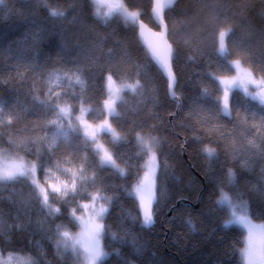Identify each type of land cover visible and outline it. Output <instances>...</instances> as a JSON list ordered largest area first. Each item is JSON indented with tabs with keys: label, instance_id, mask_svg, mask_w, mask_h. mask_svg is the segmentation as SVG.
<instances>
[{
	"label": "trees",
	"instance_id": "trees-1",
	"mask_svg": "<svg viewBox=\"0 0 264 264\" xmlns=\"http://www.w3.org/2000/svg\"><path fill=\"white\" fill-rule=\"evenodd\" d=\"M122 2L158 31L151 0ZM50 10L65 15L53 17ZM164 22L180 105L138 40L136 22L118 16L102 21L90 0L0 3V150L34 162L44 188L45 168L60 171L57 163L74 170L83 164L87 175L75 196H49V204L59 209L56 215H49L27 178L0 181V255H18L28 264H75L57 245V225L61 231L77 230L73 209L76 216L82 214L78 205L99 192L111 198L103 220L107 256L100 264H241L243 231L233 224L225 227L229 212L218 200L224 192L246 202L252 218L264 225V106L233 89L223 113L216 78L232 76L231 63L239 61L264 80V0H177ZM227 28V55L220 56L218 33ZM109 74L121 85L138 83L115 104L119 115L110 116L121 139L101 134L123 175L101 167L92 143L77 130L56 137L50 151L55 111L41 103L55 101L72 112L85 107L88 120L100 123L106 117ZM63 76H78L83 86L62 90ZM137 135L152 142L156 160L150 225L143 223L132 193L150 155ZM206 147L215 150L211 158Z\"/></svg>",
	"mask_w": 264,
	"mask_h": 264
},
{
	"label": "snow or ice",
	"instance_id": "snow-or-ice-1",
	"mask_svg": "<svg viewBox=\"0 0 264 264\" xmlns=\"http://www.w3.org/2000/svg\"><path fill=\"white\" fill-rule=\"evenodd\" d=\"M41 3L46 4V0H40ZM175 0H155V6L153 7V12L158 19V22L161 26L166 27L164 24V12L165 9L171 8L174 4ZM0 3H3V0H0ZM112 8V11L121 12L124 14L126 20H131L135 22L137 16L140 14L138 12H129L127 8H125L123 5H116L114 7L109 6ZM50 15L53 17H63L65 15L64 11L62 10H50ZM140 27L143 28L144 25L140 24ZM231 33V28H227L226 30H220L218 33V44L219 47L216 48L217 54L220 56H226L227 50L225 47V37ZM216 43V40L214 39V45ZM157 59H159L157 57ZM161 64L163 67L167 68V61H161ZM235 66L237 69H239V61L235 62ZM71 79V78H69ZM107 79L110 81L112 79V75L109 74ZM76 83H79L83 86V81L80 80V78L76 77ZM223 83V81H221ZM239 81L233 80L232 84L239 86ZM249 84H256L255 81L249 80ZM258 88L261 89L260 92L253 94L248 91V88L245 87L244 91L246 94L250 95L253 100H258L259 103L264 106V80L260 82V84L256 85ZM136 86L134 85H128L125 84L121 89H117V99H119L118 93L124 89H129L131 91H135ZM38 99V98H37ZM57 100L61 99L59 95L56 97ZM220 97H216V101L219 104ZM51 100V98H50ZM41 103H48V106L52 108L56 112V119L50 121V124L54 126L57 129V132L54 135V138L52 140V143L48 145L49 150L53 149L56 144V137L61 135H66L63 131V126L61 122V117L68 115L69 110L65 108H60L59 105L55 101L51 102H45L41 101ZM116 103V100H112L111 103L109 101H105V106L108 108L109 113L112 115H119L115 112L114 105ZM228 103H229V97L227 89L225 90L224 97H223V108L221 109L225 113H227L228 109ZM83 112L84 110L81 109ZM80 119L79 117L77 118ZM10 122V121H9ZM261 123L264 124V117H262ZM79 128V125H78ZM73 129V130H78ZM101 131L110 132L111 129L107 125L101 128ZM90 142L92 144L96 143V134L93 133L90 138ZM88 139H86V143L88 142ZM114 140L121 139L120 137L113 136ZM137 139L143 143V147L146 153H151V145L147 142H144L142 140V137L137 135ZM96 153L99 154V149H95ZM204 152L207 154L209 158H211L215 154V150L211 148H205ZM37 158L39 159V149L36 150ZM154 158V157H153ZM36 164H32L29 162L28 164L24 163H15L13 162L11 165H6L2 170H0V181H14L21 177H26L32 179V184L35 188L34 194L36 195L37 199L40 201L43 207L49 209V215H56L59 212V209H54L51 204H49V196L55 195V194H61L63 196H66L68 194H72L75 196L78 193V183L83 182L87 179L85 172H84V165L81 164V167L78 172L72 171L71 168H64L60 169L59 164L57 163L55 167L62 171V173L67 177L65 182L62 184L61 187H55V186H49L51 188V192H49L48 189L44 187H40L38 182L33 179L34 172L36 169ZM100 166H109L117 168V170L120 172V174H124L123 170L119 169V167L115 164V161L113 160L112 156L105 152L103 156L100 157ZM41 167H44L43 164H41ZM51 171L50 168H45V176H48V173ZM233 173L231 170H229V177H232ZM143 183V182H141ZM139 190V189H138ZM91 200L93 202L92 206L89 205H78V208L82 209H89L93 215L89 218L88 221H84L81 219V217L76 216V209H73L71 213V217L73 221H79L82 227V232L79 237H72L70 233L66 230L61 231L62 225H57V233L59 237L64 241L65 246L68 245V241H72L71 247L73 251H77L78 248L83 249V258L86 261V264H98L99 261H101L102 258L107 256V253H105L101 246H100V238L104 233L105 226L102 221L105 217V215L108 212V208L104 205H101L98 209L95 207V204L98 200H103L106 204L111 203V198L106 197L103 195H91ZM227 201L231 205V200L227 196V194L222 193V201ZM141 206H143V201H141ZM234 207H238L234 206ZM143 222L145 225H150L153 222L152 218V212L150 209V206L148 209H144L143 211ZM233 219L228 220L225 223V227H228L230 224L236 223L242 225L244 228L248 230V236H247V244L246 247L241 250L242 257L244 260H246L247 264H264V241H261V243L258 245L256 243V240L254 238L255 230L257 229V226L252 224L251 221L247 218V215H237L235 211L232 212ZM260 228L264 230V225H261ZM12 258V254L9 253L8 259L0 258V264H9V261Z\"/></svg>",
	"mask_w": 264,
	"mask_h": 264
},
{
	"label": "rangeland",
	"instance_id": "rangeland-1",
	"mask_svg": "<svg viewBox=\"0 0 264 264\" xmlns=\"http://www.w3.org/2000/svg\"><path fill=\"white\" fill-rule=\"evenodd\" d=\"M90 1L92 2L93 7H94V15L97 18L101 19L102 21H107L114 16H118V17H121L123 20H125L127 23H134L131 20H126L124 14H122L121 12L112 11V8L109 6L114 7L116 5L110 4L108 2V0H90ZM117 1H118L117 5H123L124 6L122 0H117ZM128 11L134 12V11H130V10H128ZM136 20H137V18H136ZM136 20H135V22H136ZM218 47H219V44H218ZM235 62L236 61H233L231 63V66L234 70V73L232 76L226 77V78H216V80H217V82L221 88V97H220L221 98L220 99L221 109L223 108V97H224V93H225L226 89L228 92V97H229L230 92L233 89H237V90L242 91L250 99H252V97L245 93L244 88L247 87L248 91L253 93V94H256L257 91L260 89L256 85L260 84L262 79L256 78L253 75H251L247 69H245L241 66V64H239L240 67H239V69H237L235 66ZM107 77L108 76H106V78H105V87H106L107 92H108L106 100L109 101V103H111L112 100H116V103H117L122 98V93L125 90H129V89H124V90L120 91L118 93L120 98L117 99L116 90L121 89L123 87V85H125V84L121 85L113 79H111L109 81L107 79ZM69 78H71V79H69ZM233 80L239 81L240 82L239 86L233 85L232 84ZM249 80L255 81L256 84H249L248 83ZM221 81H223V83H221ZM58 84H57V86H58ZM78 85H79V83H76V78H74V77L63 76L60 78V87L62 88V90H67L70 92V91H73L74 88H76ZM132 85L137 87L138 83H133ZM57 86H56V84L52 86V91H54V95H56V96L59 94V92L56 90ZM262 87H264V86H262ZM129 91H131V90H129ZM256 101H258V100H256ZM59 107L69 110L68 115L61 117L63 131L65 134H67L68 129H77L78 125H79V128L77 131L80 134H82V136H84V138H86V137L90 138L93 133L96 134V143L92 144V146H93L94 151L97 148L99 149V154H97L99 165H100V157L103 156L105 154V152H107L108 154H110L112 156L110 150L103 143V141L101 139V134H107L112 140H114L113 139L114 135L117 137H119V135L111 127L110 116L112 114L109 113L108 108L105 106V102H104V112L106 114V117L100 123H92L88 120V118H87L88 109L85 107L81 108L84 110L83 112L81 111V109L79 110V112H74V111L72 112V109L68 105L59 106ZM114 108H115V105H114ZM222 112L225 113L224 111H222ZM227 112H228V109H227ZM78 117L80 118L79 120L77 119ZM56 118L57 117H56V112H55V113L51 114L50 121H52ZM105 125L110 127V129H111L110 132L101 131V128L104 127ZM52 127L57 132V129L54 126H52ZM61 136H65V135H61ZM88 140L90 141V139H88ZM144 142H147L148 144H150L151 149H152L153 144L151 141H144ZM153 154H154V150H153V153L151 152L149 157H148V160H147V163L145 165V169H144L143 175L139 181V184L137 186H135V188L132 191L133 195L136 197L138 204L140 206L142 221L144 219V217H143L144 209H148L150 206V209L152 211V206H153V203L155 201V178H156V173H155L156 162L155 161L156 160L153 158L154 157ZM13 162L28 164L30 161H27L22 157H13V156L7 154L6 152L0 150V170H2L6 165H11ZM31 163L35 164L34 162H31ZM104 167H109V166H104ZM109 168L117 170V168H114V167H109ZM72 171L78 172L79 170L72 169ZM86 177H87V175H86ZM27 179L32 183V179H30V178H27ZM33 179H35L37 181L36 169L34 172ZM44 179H45V188L48 189L49 192H51V188L49 187L50 185L55 186V187H61L62 184L67 179V177L62 173V171H57V172L50 171L48 173V176L47 177L45 176ZM141 182H143V183H141ZM38 184L40 185V187H43L39 182H38ZM80 185H81V182L78 183L77 187L79 188ZM98 194L101 195V193H99V192H96L92 195H98ZM224 194H226V193H224ZM55 195L63 197V195H61L59 193L55 194ZM229 199L231 200V205L227 201L221 202L222 201V194H221V196L218 200V203H219V205L225 207L228 210L229 220L233 219V217H232L233 211H235L237 215H247V218L251 221V223L257 226V229L255 230V233H254V238L256 240V243L259 245L261 243V241H264V230H262L260 228V226L263 225V223L257 222L252 218L246 202H244V201H240V202L239 201H233L230 197H229ZM141 201H143V206H141ZM92 204H93V202H92L91 196H90V200L85 205H89L91 207ZM101 205H104L107 208L109 206V204H106L103 200H98L95 204V207L98 209ZM237 205H238V207H234ZM92 215H93V213L89 209H84L82 214L78 215V217H81V219L84 221H88ZM103 220L100 222L103 223ZM73 222L75 224H77L76 225L77 230H75V231L68 230V232L70 233V235L72 237L76 238V237L80 236V234L82 232V227H81V224L79 221H73ZM233 225L240 227L243 231V234H244L243 247H242V249H243L246 247V244H247L248 230L240 224L233 223ZM64 230L65 229H63L62 231H64ZM102 237H103V235L100 238L101 248H102ZM71 243H72V241H68L69 246L66 247L64 241L59 237L57 245L62 251L69 253V255L75 261V264H86V261L84 260L83 254H82L83 249L78 248L77 251H73L72 247L70 246ZM102 250H103V248H102ZM8 256H9V254L5 255V256L0 255V258L8 259ZM240 259H241V264H247L246 260H244L242 257L241 251H240ZM100 262L101 261H99L98 264H100ZM9 264H28V262L26 259H24L18 255L12 254V258L9 261Z\"/></svg>",
	"mask_w": 264,
	"mask_h": 264
},
{
	"label": "water",
	"instance_id": "water-1",
	"mask_svg": "<svg viewBox=\"0 0 264 264\" xmlns=\"http://www.w3.org/2000/svg\"><path fill=\"white\" fill-rule=\"evenodd\" d=\"M108 1L112 5H117L118 3L117 0H108ZM151 1H152L151 15L155 24L158 26L159 29L158 31L150 29L141 20H137L135 23L137 29V37L140 43L142 44V46L144 47V49L146 50V52L148 53L151 61L156 65V67L160 70V72L168 82L169 96L173 100H175L178 103V105H180L179 99H177V97H175L173 93L176 81L171 68V57H172L173 49L168 40V29L167 26L163 27L158 22V19L156 18L153 12V7L155 6V0H151ZM176 1L177 0H175L174 4L176 3ZM174 4L172 5V7L174 6ZM171 8L165 9V12ZM140 24H143L144 27L141 28ZM157 57L159 59H157ZM165 60L167 61V65H168L167 68L163 67L161 64V61H165ZM260 91L261 89H259L257 93Z\"/></svg>",
	"mask_w": 264,
	"mask_h": 264
}]
</instances>
